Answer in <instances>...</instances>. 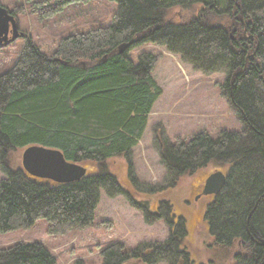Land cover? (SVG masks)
Masks as SVG:
<instances>
[{
    "label": "trees",
    "instance_id": "trees-1",
    "mask_svg": "<svg viewBox=\"0 0 264 264\" xmlns=\"http://www.w3.org/2000/svg\"><path fill=\"white\" fill-rule=\"evenodd\" d=\"M90 1L53 0L41 16ZM107 1L117 4L111 24L62 37L50 57L28 40L15 65L0 74V169L6 176L0 181V234L39 219L51 236L83 230L92 225L99 190L110 198L127 195L107 164L135 146L160 95L149 75L153 58L141 55L136 65L127 58L150 42L195 70L226 74L221 88L243 130L161 142L162 163L173 182L209 163L228 164L225 184L205 213L208 233L218 247L235 246L239 264H264V0ZM175 7L182 10L180 23L166 20ZM121 45L126 48L119 53ZM30 146L58 150L88 172L78 182L56 184L11 168L7 155ZM176 230L163 243L127 253L109 246L101 264H156L161 258L174 264L186 257L179 250L183 233ZM0 264L55 262L39 243H29L0 249Z\"/></svg>",
    "mask_w": 264,
    "mask_h": 264
},
{
    "label": "rangeland",
    "instance_id": "rangeland-1",
    "mask_svg": "<svg viewBox=\"0 0 264 264\" xmlns=\"http://www.w3.org/2000/svg\"><path fill=\"white\" fill-rule=\"evenodd\" d=\"M52 2L0 0V6L5 7L8 14L16 16L20 29L18 38L0 47V74L15 65L28 40L39 52L50 57L62 37L107 26L112 23L117 11L114 2L92 0L70 5L50 18L41 16L49 10ZM193 8L199 9L200 5L196 4ZM181 14V8L175 7L166 20L180 23ZM141 55L153 58L149 75L160 89V95L151 106L135 146L125 157L107 164L127 195L110 198L105 191L99 190L90 227L51 236L47 233V223L39 219L28 229L0 234V249L16 244L39 243L55 264H101V252L109 246L120 245L127 253L142 249L147 244L163 243L169 234L167 218L170 220L172 214L177 217L173 219L177 222V230L183 233L178 232L182 234L179 250L186 254V257L174 260V264H235L233 255L236 247H218L208 233L204 217L213 201L204 196L195 199L204 180L211 173L228 172V164L209 163L173 182L162 163L160 147L161 142L167 146L177 142L187 143L199 133L214 139L222 131L243 130L221 88L226 74L222 70L211 73L195 70L191 63L169 52L161 44L148 42L127 52V58L133 65L137 64ZM22 152L13 150L7 155L11 168L21 166ZM5 177L0 169V181ZM136 203L144 208L140 209ZM148 211L160 218L152 219ZM161 259L156 264H171Z\"/></svg>",
    "mask_w": 264,
    "mask_h": 264
},
{
    "label": "water",
    "instance_id": "water-1",
    "mask_svg": "<svg viewBox=\"0 0 264 264\" xmlns=\"http://www.w3.org/2000/svg\"><path fill=\"white\" fill-rule=\"evenodd\" d=\"M9 24L13 35L9 41H5L3 44H1L2 39H0V47H5L19 37V34H16V29L18 28L17 19L0 6V25L7 28ZM5 34V30L0 31V35ZM125 48V45L119 46L118 52L121 53ZM21 167L30 177L49 180L56 184L78 182L87 173L86 168L83 166L66 161L58 150L39 146H30L23 150ZM225 178V174L220 171L211 173L204 181L202 195H217L225 184Z\"/></svg>",
    "mask_w": 264,
    "mask_h": 264
},
{
    "label": "flooded vegetation",
    "instance_id": "flooded-vegetation-1",
    "mask_svg": "<svg viewBox=\"0 0 264 264\" xmlns=\"http://www.w3.org/2000/svg\"><path fill=\"white\" fill-rule=\"evenodd\" d=\"M8 13V12H7ZM10 15H12V16H14L15 18H16V16L14 15V14H12V13H9ZM17 19V18H16ZM18 21V20H17ZM6 31V34L5 35H0V39H2L1 40V44H3L5 41H9L10 39H11V37H12V35H13V31H12V28H11V26H10V24L8 25V27L7 28H5L4 26H2V25H0V31ZM20 32V29H19V22H18V28L16 29V34H20L19 33ZM223 174H225V173H223ZM205 181V180H204ZM203 185H204V183H203ZM203 185H202V188L201 189H199V193L196 195V198L195 199H197V198H199V197H201V196H203L202 195V189H203ZM204 197H210L211 198V200L213 201V198L215 197V195H209V196H204ZM177 223L176 222H174L173 220H171L170 221V224H169V227H168V229H169V231H168V237L170 236V234L172 233V232H174V230H175V228H176V225ZM168 237L166 238V240L168 239ZM165 240V241H166ZM233 260H234V263L236 264H239V262H238V260H237V254H234L233 255ZM187 264V263H186ZM230 264H232V263H230Z\"/></svg>",
    "mask_w": 264,
    "mask_h": 264
}]
</instances>
